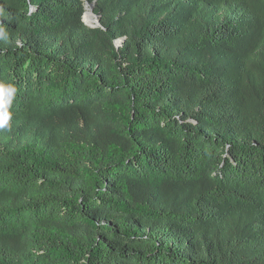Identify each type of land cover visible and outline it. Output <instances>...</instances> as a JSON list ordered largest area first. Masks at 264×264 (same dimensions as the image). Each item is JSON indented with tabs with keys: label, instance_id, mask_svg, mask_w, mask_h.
I'll return each instance as SVG.
<instances>
[{
	"label": "trees",
	"instance_id": "trees-1",
	"mask_svg": "<svg viewBox=\"0 0 264 264\" xmlns=\"http://www.w3.org/2000/svg\"><path fill=\"white\" fill-rule=\"evenodd\" d=\"M0 96V264H264V0H0Z\"/></svg>",
	"mask_w": 264,
	"mask_h": 264
},
{
	"label": "clouds",
	"instance_id": "clouds-1",
	"mask_svg": "<svg viewBox=\"0 0 264 264\" xmlns=\"http://www.w3.org/2000/svg\"><path fill=\"white\" fill-rule=\"evenodd\" d=\"M5 103H9V101H4L3 97L0 96V108H3ZM8 116H9V114L0 113V128L5 127V125L7 123Z\"/></svg>",
	"mask_w": 264,
	"mask_h": 264
},
{
	"label": "water",
	"instance_id": "water-1",
	"mask_svg": "<svg viewBox=\"0 0 264 264\" xmlns=\"http://www.w3.org/2000/svg\"><path fill=\"white\" fill-rule=\"evenodd\" d=\"M92 9H93V4H91L90 5V10L92 11ZM85 15V13L83 14V16ZM83 16H82V22L85 24V25H87L84 21H83ZM94 16V18H95V24H93V25H90L89 27H92V28H94V27H99L100 26V24H99V18H98V16H96V15H93ZM88 26V25H87ZM124 41V38H122V39H119V40H116L115 41V46L116 47H119L120 45V43L121 42H123Z\"/></svg>",
	"mask_w": 264,
	"mask_h": 264
},
{
	"label": "bare ground",
	"instance_id": "bare-ground-1",
	"mask_svg": "<svg viewBox=\"0 0 264 264\" xmlns=\"http://www.w3.org/2000/svg\"><path fill=\"white\" fill-rule=\"evenodd\" d=\"M86 13L84 15V19L88 24H95V18L94 16L91 14V10H90V5L89 7H86Z\"/></svg>",
	"mask_w": 264,
	"mask_h": 264
},
{
	"label": "rangeland",
	"instance_id": "rangeland-1",
	"mask_svg": "<svg viewBox=\"0 0 264 264\" xmlns=\"http://www.w3.org/2000/svg\"><path fill=\"white\" fill-rule=\"evenodd\" d=\"M88 7H89V6H88ZM86 9H87V8H86ZM85 13H86V11H85ZM91 14H92V15H96V14L94 13L93 9H92V11H91ZM96 16H97V15H96ZM83 21L88 25V27H89L90 25H93V24H88V23L85 21L84 16H83ZM87 25H86V26H87ZM119 45L121 46V45H122V42H121ZM120 46H119V47H120Z\"/></svg>",
	"mask_w": 264,
	"mask_h": 264
}]
</instances>
